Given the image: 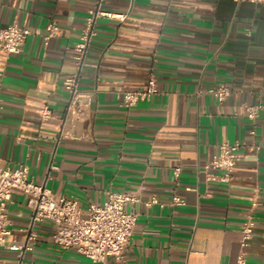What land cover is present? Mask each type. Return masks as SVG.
<instances>
[{"label":"crops","instance_id":"1","mask_svg":"<svg viewBox=\"0 0 264 264\" xmlns=\"http://www.w3.org/2000/svg\"><path fill=\"white\" fill-rule=\"evenodd\" d=\"M93 6L94 0H0V28L18 23L31 31L21 52L0 51L1 165L28 166L37 183L75 195L84 209L111 191L138 194L141 201L128 206L137 214L128 264H236L250 216L256 225L246 261L264 264V111L255 123L246 111L264 104V6L106 0L104 9L122 18L98 21L92 66L81 79L82 89L95 92L92 108L86 120L68 122V137L59 139L70 97L63 81L76 72L74 45ZM51 21L60 29L45 44ZM150 76L159 93L120 107L116 93L143 88ZM221 83L232 90L223 103L213 95ZM45 104L53 120L41 119ZM224 141L243 145L232 181L207 182L199 168ZM176 166L182 167L178 180ZM174 194L186 204L172 205ZM154 195L164 206L145 205ZM27 200L14 192L9 243L24 242L30 231ZM33 229L40 235L34 250L0 246V264H93L53 243L52 222Z\"/></svg>","mask_w":264,"mask_h":264},{"label":"built area","instance_id":"2","mask_svg":"<svg viewBox=\"0 0 264 264\" xmlns=\"http://www.w3.org/2000/svg\"><path fill=\"white\" fill-rule=\"evenodd\" d=\"M106 0H94V6L88 11L79 40L74 45L73 60L76 72L67 76L63 81L64 88L70 97L66 107V114L59 130V139L68 137L66 124L79 123L86 120L93 105L95 92L81 88V79L86 68L92 66L88 61V54L95 38L98 36V21L103 17L118 18L104 9ZM236 2H250L264 6V0H236ZM59 25L51 21L46 27L45 44L57 36ZM31 31L12 23L0 28V51L6 54H15L23 50ZM159 93L158 82L150 76L147 85L143 88L124 90L116 93L119 106L130 109L141 102L151 100ZM232 94L231 88L221 83L213 90V95L219 103L225 102ZM247 117L255 123L264 104L246 106ZM41 119L50 121L55 118L50 104H45L40 110ZM255 135V128L251 130ZM239 141H224L218 146L217 152L202 167L207 182L229 184L232 181L236 168V159L242 148ZM51 170H59L52 164ZM175 179H179L182 167L174 168ZM15 191H22L28 196L27 206L31 213V228L24 242L9 243L12 234L9 206L13 203ZM208 195H211L209 192ZM138 194L111 191L102 203H91L83 208L75 195L55 194L45 183H37L31 176L26 165L12 169L1 165L0 157V246H7L11 251L20 254L34 250L39 241V233L34 231L36 224L50 221L55 226L53 243L61 249L74 248L78 253L86 256L93 264L106 263L108 258L128 264L126 250L133 236L137 222V214L128 209L129 205L140 202ZM174 206H183L186 200L176 194L171 200ZM154 204L164 206L157 196L145 201L150 207ZM255 221L252 216L241 228V250L236 264H247L246 252L253 238Z\"/></svg>","mask_w":264,"mask_h":264}]
</instances>
